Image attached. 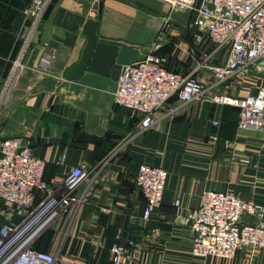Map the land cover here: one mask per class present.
<instances>
[{
	"label": "crops",
	"instance_id": "obj_1",
	"mask_svg": "<svg viewBox=\"0 0 264 264\" xmlns=\"http://www.w3.org/2000/svg\"><path fill=\"white\" fill-rule=\"evenodd\" d=\"M30 2L0 0V84L19 53ZM88 19L99 20L100 38L84 73L69 79L87 43ZM150 51L163 56L170 71L202 81L208 94L188 104L170 98L155 111L154 125L143 129L141 115L116 105L114 93L122 67ZM226 57L199 31L191 11L168 0H54L0 111V139L17 137L29 146L59 192L73 168L90 170L73 192V211L36 241L41 249L60 251L73 264H112L111 246L133 237L144 245L141 264H264V248L227 259L191 253L185 218L204 191H233L264 205V129H239L238 108L215 100L264 89V68L240 70L218 86L207 65ZM142 164L168 171L162 204L149 219L136 184Z\"/></svg>",
	"mask_w": 264,
	"mask_h": 264
},
{
	"label": "built area",
	"instance_id": "obj_2",
	"mask_svg": "<svg viewBox=\"0 0 264 264\" xmlns=\"http://www.w3.org/2000/svg\"><path fill=\"white\" fill-rule=\"evenodd\" d=\"M168 1L174 9L195 15L196 26L216 51L226 50L223 63L207 65L218 86L240 70L264 68V0ZM53 2L31 0L24 9L26 30L17 58L0 84V111L12 97L25 54ZM165 62L163 56L150 51L143 59L125 64L118 79L114 102L127 108L132 116L141 115L143 129L154 125L155 111L166 107L170 98L175 96L188 104L208 94L202 81L170 71ZM215 100L239 108V129H264V89L245 97L219 95ZM212 124L217 128L220 121L213 119ZM212 138L217 140V134ZM65 160L63 155L58 162ZM45 168L46 162L19 138L0 139V214L9 220L0 224V264H73L60 251L36 249L34 244L55 220L73 211V192L89 178L90 170L84 166L73 168L62 180L64 191L59 192L44 179ZM167 178L168 171L161 166H140L136 184L145 198V219L161 206ZM2 203L5 209H1ZM246 217L254 222H246ZM185 220L192 231L191 253L196 257L227 259L246 248H264V205L233 191H204L199 207L191 210ZM111 252L112 264H141L144 245L131 237L114 243Z\"/></svg>",
	"mask_w": 264,
	"mask_h": 264
},
{
	"label": "water",
	"instance_id": "obj_3",
	"mask_svg": "<svg viewBox=\"0 0 264 264\" xmlns=\"http://www.w3.org/2000/svg\"><path fill=\"white\" fill-rule=\"evenodd\" d=\"M101 12V10H100ZM98 26H99V20L94 19H88L84 25V34L87 36V43L82 51L80 60L75 63L68 71H67V77L69 79H74L79 77L84 73L86 70L95 44L97 40L100 38L98 35Z\"/></svg>",
	"mask_w": 264,
	"mask_h": 264
},
{
	"label": "trees",
	"instance_id": "obj_4",
	"mask_svg": "<svg viewBox=\"0 0 264 264\" xmlns=\"http://www.w3.org/2000/svg\"><path fill=\"white\" fill-rule=\"evenodd\" d=\"M238 115H239V108H238ZM237 122H238V118H237ZM34 248H36V249H40V250H44V249H41V248L39 247V244H38V243H35ZM45 250H46V249H45Z\"/></svg>",
	"mask_w": 264,
	"mask_h": 264
},
{
	"label": "rangeland",
	"instance_id": "obj_5",
	"mask_svg": "<svg viewBox=\"0 0 264 264\" xmlns=\"http://www.w3.org/2000/svg\"><path fill=\"white\" fill-rule=\"evenodd\" d=\"M38 194L41 195V192H40V193H37V198H38ZM3 221H9V220L4 219ZM1 222H2V221H0V224H1ZM259 250H261V249H259Z\"/></svg>",
	"mask_w": 264,
	"mask_h": 264
}]
</instances>
